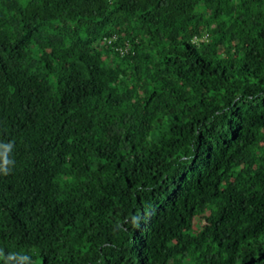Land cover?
<instances>
[{"label": "trees", "instance_id": "trees-1", "mask_svg": "<svg viewBox=\"0 0 264 264\" xmlns=\"http://www.w3.org/2000/svg\"><path fill=\"white\" fill-rule=\"evenodd\" d=\"M3 145L0 264H264V0H0Z\"/></svg>", "mask_w": 264, "mask_h": 264}, {"label": "clouds", "instance_id": "clouds-1", "mask_svg": "<svg viewBox=\"0 0 264 264\" xmlns=\"http://www.w3.org/2000/svg\"><path fill=\"white\" fill-rule=\"evenodd\" d=\"M10 149H11V145H3V146H0V161L3 160L4 154L10 152ZM8 163L10 164L11 161H8ZM0 170L5 171V174L7 172V169L5 168V166L3 165V163H0ZM27 261H28V257L25 256V257L22 258V264H27Z\"/></svg>", "mask_w": 264, "mask_h": 264}, {"label": "built area", "instance_id": "built-area-1", "mask_svg": "<svg viewBox=\"0 0 264 264\" xmlns=\"http://www.w3.org/2000/svg\"><path fill=\"white\" fill-rule=\"evenodd\" d=\"M119 50H120V52H123L124 51V49H121V48Z\"/></svg>", "mask_w": 264, "mask_h": 264}]
</instances>
